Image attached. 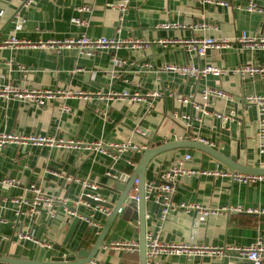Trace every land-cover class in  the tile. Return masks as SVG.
I'll list each match as a JSON object with an SVG mask.
<instances>
[{
	"label": "crops",
	"instance_id": "1",
	"mask_svg": "<svg viewBox=\"0 0 264 264\" xmlns=\"http://www.w3.org/2000/svg\"><path fill=\"white\" fill-rule=\"evenodd\" d=\"M123 0H34L28 6L23 0H0V84L19 88L82 91L84 96L56 95L43 106L0 96V132H18L55 138H72L83 142L121 143L129 140L149 147L155 142L204 139L224 156L238 153L237 162L263 166L258 136L257 108L248 114L243 98L264 96V74L234 73L232 69L246 64L264 63V15L246 10L249 0H222L228 6L210 5L197 0H128L124 14L118 5ZM264 10V0H253ZM88 8L80 11L79 8ZM79 19L80 22H74ZM17 20L21 28L16 29ZM208 21L212 27L194 30L190 25ZM180 24L181 26H173ZM257 38L242 45V34ZM101 36L121 40H142V48L122 47L116 52L100 50L92 55L79 54L75 49H63L59 54L43 47H11L3 42L14 36L30 43L51 39ZM209 37L228 40L230 46L207 48L199 56L179 42ZM175 40H179L175 42ZM165 42V43H164ZM112 55L126 62L116 68ZM213 65L227 72L220 76L185 77L170 70L166 64ZM24 66L26 71L20 70ZM218 88L233 96L205 102V112L195 108L203 88ZM128 91L140 93L134 101L115 98L113 94ZM158 91L160 96H145ZM170 93L172 95H170ZM178 95H191L192 101L181 103ZM237 103V110H235ZM66 107L67 109H65ZM224 114L226 119L218 117ZM138 130L144 131L145 135ZM203 142V141H201ZM144 149L123 151L113 163L107 155L88 149H65L48 145L5 144L0 152V236L11 240L9 253L22 260L47 262L52 257L73 256L83 239L89 250L99 236L107 215L77 208L84 215H93L100 224L97 230L78 220L66 247L62 243L74 217L56 209L54 217L47 211L29 218L17 217L10 199L23 196L35 185L45 195L77 199L79 182L66 181V176L87 179L98 185L96 193L108 204L117 202L113 193L114 179L133 174ZM189 154V159H184ZM113 163V164H112ZM181 165L196 171L178 176L173 182L169 202L175 211L163 223L159 240L164 244L192 243L201 247L223 248L222 257L160 256L151 264H251L227 248L247 247L260 240L264 245V180L241 183L230 176L198 173L227 170L228 167L210 154L190 147L176 148L154 156L145 170V185L158 178L164 169ZM107 172L110 174L108 175ZM15 179L13 185L2 180ZM122 181L118 185H122ZM199 205L207 209L241 207L244 212H219L197 223L194 211L182 206ZM248 210L257 212L249 213ZM110 211V210H109ZM159 206L145 203L147 234H157ZM22 235L52 245V249L22 239ZM136 210L116 216L107 231L102 247L94 256L97 264H140L139 253L124 254L106 250L105 246L119 241L139 243ZM56 247H60L59 250ZM1 256V255H0ZM264 264V263H263Z\"/></svg>",
	"mask_w": 264,
	"mask_h": 264
},
{
	"label": "built area",
	"instance_id": "2",
	"mask_svg": "<svg viewBox=\"0 0 264 264\" xmlns=\"http://www.w3.org/2000/svg\"><path fill=\"white\" fill-rule=\"evenodd\" d=\"M203 3H207L210 5H221V6H228L229 4L222 0H197ZM34 0H23V4L28 6L29 4L33 3ZM128 4V0H123L119 5V10L121 11L120 20H122V15L124 14L126 7ZM87 6H82L79 8L80 11L87 9ZM246 10L250 12H258L264 15V10L257 7L253 0H249L246 6ZM74 22L79 23V19H73ZM173 26H181L180 24H174ZM190 27L194 30H205L207 28L212 27V25L206 21L202 20L200 22L194 23L190 25ZM15 28L18 30L21 28L20 20H17ZM257 38L251 37L247 34H242L238 41L245 45L247 43L256 42ZM179 40H175L177 42ZM259 42L264 43L263 38L258 39ZM185 44L187 50H195L199 56L205 54L207 48H225L231 45L232 42L228 40H216L209 37L204 38H193L190 40H183L179 41ZM165 43V42H164ZM4 46H11V47H39L43 46L52 51L56 54H59L63 49H75L78 51L79 54H87L92 55L93 53L106 50L111 52H116L122 47H131V48H142L146 46V43L142 40H121L115 38H108V37H98V38H90L89 36L82 34L78 37H70L65 39H51L46 42H38V43H30L26 41L18 40L16 37L12 36L9 39L3 42ZM112 61L117 65H122L126 61L112 55ZM162 70H170L173 71L181 76L185 77H205L209 74L214 76H220L227 72L226 69L213 66V65H204V66H196L194 64H166L161 67ZM20 70L26 71L24 66H20ZM234 73L238 74H264V63L252 65H240L232 69ZM145 96L148 97H158L160 96V92L158 91H147L144 93ZM56 95H63V96H84L86 94L82 91H72V90H45V89H38V88H30L24 89L19 88L18 86H13L11 84H0V96L6 98H15L20 101H27L33 103L37 106H43L46 104L47 100L54 98ZM115 98H122L134 101L136 99H140V93L134 92L130 94L128 91H123L122 93L113 94ZM170 95H172L170 93ZM216 98H224L227 100L233 101L234 98L230 94L224 92L218 88H203L201 91V99L204 103H195V108L205 112V102H208L210 99ZM177 100L181 103L184 102H191L192 96L191 95H178ZM243 103L253 104L257 108V128H258V136L262 139L260 145V152L264 154V96L260 95H249L245 96L242 100ZM67 109L66 107H64ZM218 117L222 119H226L227 116L224 114H217ZM140 134H144V131L138 130ZM201 141L205 142L204 139H200ZM7 143H14L18 145H48V146H58L65 149H88L94 150L95 152L101 155H107L112 159L114 163L121 155L123 151L126 150H137L140 151L145 149L146 146H140L135 143H131L129 140L121 143H114V142H104L102 140L95 141V142H83L78 139L72 138H55L51 136H44V135H35V134H22L18 132H0V152L2 147ZM190 155L185 154L184 159H189ZM112 163V164H113ZM264 165V160L262 162ZM196 171L192 169H185L181 165L171 166L163 171H161L158 175L159 183L157 186H153V182L146 183L145 185V193L144 199L145 201L151 200L158 204L159 206V213L157 217L158 222V230L157 234H145V243H146V262L147 264H151L155 259L160 256H215V257H222L224 253L223 248H214V247H201L197 245H193L192 243H172V244H164L159 240V233L161 231V227L163 223L167 220L170 213L174 212L176 209L171 205L169 202V196L173 192V182L174 180L183 174H193ZM198 173L202 174H210V175H223V176H230L233 180L241 182V183H255L260 180H264V174H249L243 173L231 169L227 170H209V171H200ZM109 175L110 173L107 172ZM66 181H75L79 182L81 186V191L74 201H70L69 199L65 198L64 196H56V195H45L41 189L35 185L29 187L25 194L20 197L6 199L3 198L2 201L6 202L9 201L15 207V215L20 217L21 215H26L29 218H33L36 215H39L42 211H47L54 217V211L56 209H63V211L74 218L84 221L92 228L97 230L96 234H99L98 229L100 228V224L97 223L93 219V215H84L78 212L77 208L80 206H84L86 208L91 209L92 212H100L105 215H109L110 211L107 208L102 206L93 205L84 198L91 199L94 202L103 201L99 195L96 193L98 189V185L95 182H91L87 179H79L72 176H66ZM15 179L6 178L2 180L4 185H13ZM138 189H137V180L134 181V185L129 192L130 199L134 201H138ZM184 210L189 213L194 211L197 214L196 222L201 223L203 222L208 216L216 215L219 212L225 211H234L236 213L244 212L241 207L236 208H222V209H207L203 208L199 205L193 204L189 206H182ZM247 212H257L254 210H248ZM0 222H4L3 219H0ZM22 239L30 240L35 244L45 247L47 249H52V245L48 243L41 242L31 235H22ZM106 250H119L124 254H133L139 251V243L133 240L130 241H119L115 243H111L104 247ZM227 250L234 251L240 257L245 258L251 264H263L264 263V245L260 240H256L254 243L247 247L241 248H227ZM87 264H97L94 260H91Z\"/></svg>",
	"mask_w": 264,
	"mask_h": 264
},
{
	"label": "water",
	"instance_id": "3",
	"mask_svg": "<svg viewBox=\"0 0 264 264\" xmlns=\"http://www.w3.org/2000/svg\"><path fill=\"white\" fill-rule=\"evenodd\" d=\"M121 65H116V68L120 69ZM234 101V100H233ZM237 103H235V110H237ZM244 106H247V111L250 116H252L253 111V104H247L243 103ZM182 147H190V148H196L199 150H202L211 156L215 157L219 162L223 163L225 166H227L231 170L243 172V173H249V174H264V165L263 166H249V165H243L237 162V159L239 157L238 153L235 155H232L230 157L224 156L219 151H217L215 148L210 146L209 144H206L204 142H201L199 140L191 139V140H180V141H173V142H167V143H161V142H155L150 144L149 147L145 148L140 156V159L134 169V172L132 175H130L125 179H121V177L115 178L114 181V188L112 189L113 193L116 194L117 202L114 205L108 204L105 201H98L94 202L91 199L84 198L87 202L93 204L102 206L104 208H107L110 210V214L107 217L106 221L102 224V229L95 240L94 244L89 250H86L83 248V242L84 238L86 236L87 230L83 236V239L78 244L75 252L76 254L73 256H64V257H52L47 262H35V261H25L22 260L18 255H13L9 253L10 246L12 241L11 240H3L0 236V264H87L91 260L94 259V256L99 248L102 247L103 239L109 230L112 222L114 221L116 216H121L125 214L128 210H136V216L138 221V235H139V259L140 264H147L146 262V243H145V234H146V226H145V199H144V193H145V170L148 166L151 159L156 156L157 154L172 150L176 148H182ZM122 181V185H118ZM137 180V189H138V201H134L133 199H130L129 192L131 188L134 185V181ZM118 182V183H117ZM159 179L154 180L153 186H157V183H159ZM77 218H74L71 222L66 235L64 237L62 247H66L67 243L73 233V230L78 223ZM57 250L60 249V247H56Z\"/></svg>",
	"mask_w": 264,
	"mask_h": 264
}]
</instances>
